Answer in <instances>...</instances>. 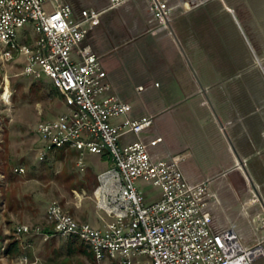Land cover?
I'll return each instance as SVG.
<instances>
[{
    "label": "built area",
    "instance_id": "1",
    "mask_svg": "<svg viewBox=\"0 0 264 264\" xmlns=\"http://www.w3.org/2000/svg\"><path fill=\"white\" fill-rule=\"evenodd\" d=\"M127 1L132 0H110V8ZM146 1L151 21L166 25L172 12L168 1ZM102 13L85 9L75 18L65 0H0V151L5 142L3 121L10 118L13 108L9 78L2 73L7 64L16 66L14 61L24 56L20 74L49 77L71 102L68 111L37 126L50 151L73 150L81 169L86 153L108 154L112 162L96 177L92 191L96 210L109 221L102 219V226L94 228L53 201L45 214L51 233L21 225L15 235L76 238L89 248L96 264H254L264 238L256 247H244L235 231L214 230L208 183H190L181 169L180 155L154 159L149 148L160 144L162 137L155 136L149 143L139 138L154 119L127 118L131 105L111 93L99 55L86 43L89 25ZM2 111L7 114L2 116ZM121 117L126 119L120 125L110 122ZM128 133L137 140L120 145V137ZM46 158L43 149L38 160ZM13 173H25L24 166L16 165ZM4 178L1 173L0 180ZM139 181L158 187V199L148 201L137 187ZM73 194L77 201L86 197ZM255 203H259L257 197L250 204ZM256 228L264 230V206ZM0 249L7 256L4 246ZM17 263L29 264L28 258L22 256Z\"/></svg>",
    "mask_w": 264,
    "mask_h": 264
},
{
    "label": "crops",
    "instance_id": "2",
    "mask_svg": "<svg viewBox=\"0 0 264 264\" xmlns=\"http://www.w3.org/2000/svg\"><path fill=\"white\" fill-rule=\"evenodd\" d=\"M65 1L75 18L85 9L103 11L89 25L86 43L99 55L111 93L131 105L127 118L154 119L139 138L149 143L161 136V121H172L190 136L191 145L184 147L196 144L209 162L189 170V152L176 153L163 136L149 148L151 156L182 155L186 179L209 185L213 229L233 230L244 247H256L264 206V0H167L172 12L164 26L151 21L146 0L115 8L110 0ZM125 119L110 122L120 125ZM136 140L128 133L119 144ZM231 173L235 178H228ZM237 179L242 184L235 187ZM255 197L259 203L247 204ZM241 205L245 212L238 214L253 228L251 245L241 242L243 234L226 213ZM259 252L254 264L264 257V244Z\"/></svg>",
    "mask_w": 264,
    "mask_h": 264
},
{
    "label": "rangeland",
    "instance_id": "3",
    "mask_svg": "<svg viewBox=\"0 0 264 264\" xmlns=\"http://www.w3.org/2000/svg\"><path fill=\"white\" fill-rule=\"evenodd\" d=\"M24 61V56H20L14 61L17 67L7 64L2 73L9 78L13 108L10 118L3 121L5 142L0 151V174L5 176L0 180V248L16 240L20 253L18 256H3L0 249V264H18V259L25 255L29 264H94L79 253L67 256L66 241L63 238L56 237L46 241L43 235H15L14 230L21 225L42 229L47 227L46 209L53 201L59 202L75 219L88 222L94 228L101 227L102 219L106 216L96 210L92 191L97 184L96 177L110 166L107 161L102 160L101 155L86 153L84 167L81 169L76 165V153L73 150L62 148L50 151L37 133V126L68 111L71 102L53 86L49 77L42 75L34 79L20 74ZM1 114L5 116L7 112L2 111ZM161 123V136L165 141L171 142L176 153L189 152L190 156L185 161L189 170L194 171L197 166L204 168L208 164V155L196 144L184 147L191 142L190 136L184 135L185 131L180 133L172 121ZM43 149L47 152V158L40 162L38 157ZM16 165H23L25 173H13ZM234 176L231 173L228 178L233 179ZM232 184L237 187L236 184H242V181L237 179ZM137 187L148 197V201L158 199L160 195V189L151 183L139 181ZM73 191L85 194L86 197L77 201ZM251 202L252 200L247 204ZM244 208L241 205L238 211L237 207H227L226 213L231 214L232 224L243 234L241 242L251 245L254 240L253 228L248 218L238 214L240 211L245 212ZM221 217H224L223 212ZM258 233L260 239L264 238L263 229ZM258 264H264V257Z\"/></svg>",
    "mask_w": 264,
    "mask_h": 264
},
{
    "label": "trees",
    "instance_id": "4",
    "mask_svg": "<svg viewBox=\"0 0 264 264\" xmlns=\"http://www.w3.org/2000/svg\"><path fill=\"white\" fill-rule=\"evenodd\" d=\"M101 158H102V160L107 161L110 166L112 165V162H111L108 154H102ZM40 162H44V161H40ZM43 231L46 233H51V229L48 226L43 228ZM54 238H56V237H52L46 241L52 240ZM64 240L66 241L65 249H66V255L67 256H70L73 253H79L81 255L86 256L90 261H92V263L96 264L92 253L89 251V248L86 245H84L78 239L72 238V237L66 238ZM78 244H80L79 247H78ZM19 247L20 246H19L18 241H16V240L10 241L4 246V251H5L4 253L6 255L13 254V255L18 256L20 253ZM25 256H27V255H25Z\"/></svg>",
    "mask_w": 264,
    "mask_h": 264
}]
</instances>
